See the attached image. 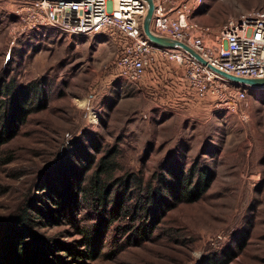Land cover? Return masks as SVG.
Returning a JSON list of instances; mask_svg holds the SVG:
<instances>
[{
    "label": "rangeland",
    "instance_id": "1",
    "mask_svg": "<svg viewBox=\"0 0 264 264\" xmlns=\"http://www.w3.org/2000/svg\"><path fill=\"white\" fill-rule=\"evenodd\" d=\"M23 1L0 0V81L23 87L25 106L0 156V264H12L2 239L22 228L21 214L30 220L22 242L39 247L34 264H264V91H248L236 112L208 100L188 106L173 64L155 81L118 78L112 31L26 30ZM251 9L264 0H202L192 19L220 26ZM102 158L104 204L92 194ZM76 167L80 183L59 172ZM204 169L214 180L198 201L163 191L162 177L180 191L181 170L195 183ZM159 190L171 208L157 213L149 197ZM67 248L87 257L74 261Z\"/></svg>",
    "mask_w": 264,
    "mask_h": 264
},
{
    "label": "built area",
    "instance_id": "2",
    "mask_svg": "<svg viewBox=\"0 0 264 264\" xmlns=\"http://www.w3.org/2000/svg\"><path fill=\"white\" fill-rule=\"evenodd\" d=\"M153 1L151 31L187 45L205 65L182 49L159 47L146 38L142 22L148 8L142 0H28L19 16L26 30L50 26L77 37L112 31L119 41L111 64L115 76L142 84L155 81L162 65L173 64V77L185 85L188 106L208 100L218 109L236 112L248 91H264L237 86L221 75L264 79V10L251 9L209 26L192 19L202 0Z\"/></svg>",
    "mask_w": 264,
    "mask_h": 264
},
{
    "label": "trees",
    "instance_id": "3",
    "mask_svg": "<svg viewBox=\"0 0 264 264\" xmlns=\"http://www.w3.org/2000/svg\"><path fill=\"white\" fill-rule=\"evenodd\" d=\"M22 92H24V88L21 87L20 89H16L15 82H12L10 84H7L5 80L0 81V156L3 151V148L8 145L16 136L18 133V129L20 126V122L22 121V118L25 114V106L24 102H22ZM79 150V149H78ZM106 158H102L99 164V171L95 172V184L93 186V192L92 194L97 197V201L101 203L106 202V196H109L108 188L104 185H99V179L101 178V175L104 173V170L106 168ZM77 168V167H76ZM78 168L75 171L69 172V170L61 169L59 172L62 173V175H66L69 173L70 178H76L78 180V183H80L79 179L81 178L79 174L77 173ZM194 171L192 170L189 175H184L183 170H181L177 174L178 182L181 184L180 191L179 189L174 190L172 183L168 182L166 178L162 177L161 182L163 181L164 189L163 191H167L171 194V197L174 199H177V193H181V197H185V200L188 202H194L198 201L199 197L205 193L209 187L211 186L213 180H214V174L208 169H204L200 173V177L197 179V181L194 183ZM67 176V175H66ZM68 177V178H69ZM74 181V179H72ZM70 182V181H69ZM69 182L66 184H62L60 187L62 188V193H59L58 191V197L61 199V201L65 200L66 196L69 194H72L71 187L72 185H69ZM194 183V186L192 184ZM79 188V185L77 186ZM47 189L51 192V190L55 189V184L52 185L51 188ZM162 190H159L158 192H152V195L149 197L150 203H152L155 212H161L162 210L167 211V209L171 208V204L169 202V198H167V195L163 194ZM179 191V192H178ZM65 194V195H64ZM187 198V199H186ZM52 199V198H51ZM69 199V198H68ZM119 201V200H118ZM181 201V200H180ZM183 201V200H182ZM54 205V204H53ZM118 205V203H116ZM69 207V205H67ZM65 210H68V208H65ZM45 213H50L51 211L47 209L44 211ZM45 215V214H43ZM21 216V217H20ZM19 219H17L18 225L20 224L22 228H18L19 226L10 229L7 232V235L2 239V242L6 248L7 251H10L8 255L5 257H8L10 262L12 264H20V259H23V261L26 264H34L35 258L37 257L39 250H35L39 247H37V244L34 245L30 244H24L21 240V236L23 235L21 231H24L25 228L29 225V217L27 215H20ZM19 221V222H18ZM149 228H145V232ZM19 231V232H18ZM10 236L9 245L6 243L8 237ZM144 236V232L142 234ZM43 249H46L45 252L50 253L51 250H49L48 245L44 246ZM68 249L67 254L71 256V258L75 261V259H85L87 256L85 253L76 251L73 249ZM92 257V256H91ZM1 261V258H0ZM18 261V262H17ZM67 262V263H66ZM68 261H58L54 262V264H69ZM223 260H220V263L217 264H225ZM209 264H215L214 262H209Z\"/></svg>",
    "mask_w": 264,
    "mask_h": 264
},
{
    "label": "water",
    "instance_id": "4",
    "mask_svg": "<svg viewBox=\"0 0 264 264\" xmlns=\"http://www.w3.org/2000/svg\"><path fill=\"white\" fill-rule=\"evenodd\" d=\"M28 1V0H25ZM37 1V0H32ZM49 1H60V0H49ZM66 1V0H65ZM147 5V12L144 16L142 22V30L146 38L154 45L164 48H171V49H182L203 65H205V61L190 47L185 44L173 41L171 39L157 36L151 31V22L153 19L154 13V1L153 0H142ZM228 81L232 82L237 86H241L244 88L256 89V90H264V79H244V78H237L227 74H222Z\"/></svg>",
    "mask_w": 264,
    "mask_h": 264
}]
</instances>
